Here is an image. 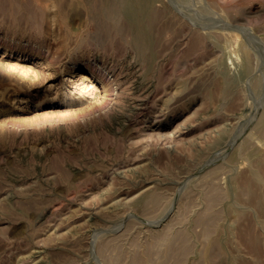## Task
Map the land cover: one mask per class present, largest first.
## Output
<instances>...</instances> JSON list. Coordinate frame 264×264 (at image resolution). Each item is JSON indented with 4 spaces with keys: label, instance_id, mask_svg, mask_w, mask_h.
I'll use <instances>...</instances> for the list:
<instances>
[{
    "label": "rangeland",
    "instance_id": "374dc122",
    "mask_svg": "<svg viewBox=\"0 0 264 264\" xmlns=\"http://www.w3.org/2000/svg\"><path fill=\"white\" fill-rule=\"evenodd\" d=\"M151 1L0 0V264H264V0Z\"/></svg>",
    "mask_w": 264,
    "mask_h": 264
},
{
    "label": "bare ground",
    "instance_id": "6f19581e",
    "mask_svg": "<svg viewBox=\"0 0 264 264\" xmlns=\"http://www.w3.org/2000/svg\"><path fill=\"white\" fill-rule=\"evenodd\" d=\"M130 1H132V3H134L135 5H131ZM120 4H122L124 6V17L127 21V24L129 26V28L131 30H133L134 35H133V43L135 45V47L142 52L146 58H149V55L146 53L147 51V47L149 46V39H150V29H149V18H150V14H151V9H152V5H151V0H119ZM153 3V2H152ZM125 12H128V16H125ZM132 34V32H131ZM132 43V44H133ZM243 46V45H242ZM244 47V46H243ZM246 48V47H244ZM249 51V50H247ZM247 60V59H245ZM93 68V67H92ZM80 77L86 78L87 76L80 73L79 75ZM86 76V77H85ZM142 99V98H141ZM139 101V100H138ZM142 106V105H140ZM139 107V105H138ZM257 146V145H256ZM120 174H122V172H120ZM259 178V177H258ZM253 188V185L250 183H247L244 187V190L250 191ZM256 188V187H254ZM153 190V189H152ZM258 190V189H257ZM151 192V191H150ZM255 192V191H254ZM117 195V194H116ZM148 195V194H147ZM152 196V195H151ZM258 196V195H257ZM123 198V197H122ZM125 198V197H124ZM152 200L154 198V196L150 197ZM117 200V199H116ZM123 200V199H122ZM113 201V200H112ZM121 202V201H119ZM257 202H260V199H257ZM256 202V203H257ZM107 203V202H106ZM111 203V200H110ZM116 203V202H115ZM117 205L119 203H116ZM116 204L113 203V205H109L108 207L111 208V206H116ZM255 205V204H254ZM257 205V204H256ZM262 206V204H260ZM106 207V205H103ZM118 207V206H116ZM110 208H108L110 210ZM115 208V207H114ZM90 209V208H89ZM103 209V208H102ZM106 209V210H108ZM116 209V208H115ZM114 210V209H113ZM94 211V210H93ZM112 211V210H111ZM109 213V212H108ZM86 214H89V212H87ZM96 215V214H95ZM94 215V216H95ZM92 216V214H91ZM88 217V215H87ZM97 218V217H94ZM99 218V217H98ZM204 221V220H203ZM90 222V221H89ZM92 225V224H91ZM90 226V225H89ZM94 226V225H93ZM87 228V227H86ZM82 231V230H80ZM76 232V231H75ZM78 232V231H77ZM82 233V232H80ZM40 253V252H39ZM35 255V254H34ZM34 257V256H33ZM34 262V261H33Z\"/></svg>",
    "mask_w": 264,
    "mask_h": 264
}]
</instances>
